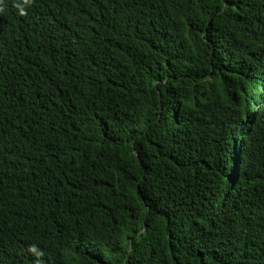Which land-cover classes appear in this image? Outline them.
<instances>
[{
    "label": "trees",
    "instance_id": "trees-1",
    "mask_svg": "<svg viewBox=\"0 0 264 264\" xmlns=\"http://www.w3.org/2000/svg\"><path fill=\"white\" fill-rule=\"evenodd\" d=\"M0 264H264V0H0Z\"/></svg>",
    "mask_w": 264,
    "mask_h": 264
}]
</instances>
